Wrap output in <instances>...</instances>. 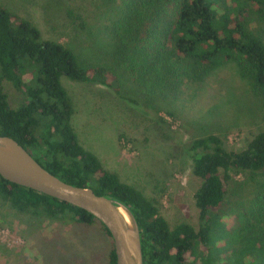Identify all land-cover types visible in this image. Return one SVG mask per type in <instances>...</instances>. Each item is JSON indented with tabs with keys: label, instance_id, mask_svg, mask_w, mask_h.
Instances as JSON below:
<instances>
[{
	"label": "trees",
	"instance_id": "16d2710c",
	"mask_svg": "<svg viewBox=\"0 0 264 264\" xmlns=\"http://www.w3.org/2000/svg\"><path fill=\"white\" fill-rule=\"evenodd\" d=\"M107 30L116 66L88 63L63 43L44 39L39 28L0 4V134L18 141L49 172L79 187L92 188L126 205L141 231L144 264H220L212 255L214 234L223 225L232 171L264 175V130L240 150H228L220 136L193 140L194 174L202 182L195 192L200 225L171 227L158 202L123 182L79 141L72 124L74 103L62 77L101 84L122 95L124 73L143 92L177 98L187 81H197L226 63H236L264 97V40L249 28L250 16L264 21V0H122ZM74 22L76 19L71 14ZM33 85L24 88V74ZM26 99L13 108L4 82ZM124 98V97H123ZM0 196L19 212L65 223H98L112 239L109 264H117L108 228L88 211L50 195L18 185L0 175ZM232 237L238 256L264 263V193L258 192ZM232 258V255H230Z\"/></svg>",
	"mask_w": 264,
	"mask_h": 264
},
{
	"label": "rangeland",
	"instance_id": "374dc122",
	"mask_svg": "<svg viewBox=\"0 0 264 264\" xmlns=\"http://www.w3.org/2000/svg\"><path fill=\"white\" fill-rule=\"evenodd\" d=\"M122 0H0L14 14L29 19L44 39L72 48L88 63L116 66L108 25ZM81 17L74 22L72 15ZM249 28L264 40V21L252 15ZM122 95L101 84L62 77L75 114L72 124L80 143L103 166L158 202L173 228L187 222L199 228L195 192L201 180L194 174L193 140L216 134L228 150L240 151L264 130V97L236 63L229 62L201 80L187 81L177 98H160L142 89L122 70ZM121 73V72H120ZM24 74V88L33 85ZM13 108L26 99L11 82H4ZM223 225L214 234L212 255L220 264H261L254 256H238L232 237L239 231L238 214L258 192L264 193L260 172L232 171ZM112 239L101 225L65 223L19 212L0 196V264H109ZM232 255V258H230ZM264 264V263H263Z\"/></svg>",
	"mask_w": 264,
	"mask_h": 264
},
{
	"label": "water",
	"instance_id": "95a60500",
	"mask_svg": "<svg viewBox=\"0 0 264 264\" xmlns=\"http://www.w3.org/2000/svg\"><path fill=\"white\" fill-rule=\"evenodd\" d=\"M0 175L8 181L88 211L110 231L117 264H144L140 227L126 205L98 195L92 188L61 180L46 170L18 141L1 134Z\"/></svg>",
	"mask_w": 264,
	"mask_h": 264
},
{
	"label": "crops",
	"instance_id": "0c3cea01",
	"mask_svg": "<svg viewBox=\"0 0 264 264\" xmlns=\"http://www.w3.org/2000/svg\"><path fill=\"white\" fill-rule=\"evenodd\" d=\"M93 152V151H92Z\"/></svg>",
	"mask_w": 264,
	"mask_h": 264
}]
</instances>
